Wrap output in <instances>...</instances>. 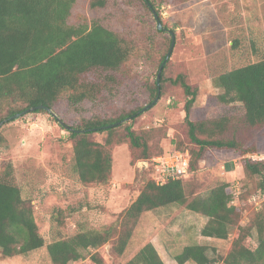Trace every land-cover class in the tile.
I'll return each instance as SVG.
<instances>
[{"label": "rangeland", "instance_id": "374dc122", "mask_svg": "<svg viewBox=\"0 0 264 264\" xmlns=\"http://www.w3.org/2000/svg\"><path fill=\"white\" fill-rule=\"evenodd\" d=\"M90 1L77 0L70 22L77 24L98 18L135 41V52L122 69L130 90L110 105L87 103L73 107L68 106L64 97L53 111L56 116L76 125L93 117L116 116L123 110H142L157 96L151 95L157 62L171 46L173 33L175 45L168 59L163 90L148 109L117 124L120 127L116 129V138L124 137L129 126L142 140L136 148L128 142L112 147V177L108 183L80 181L74 170V139L53 114L27 112L0 126L3 146L8 148L6 155H0V161L13 160L22 196L30 201L39 233L46 242L44 247L27 255L6 259L0 255V264H52L47 244L69 238L84 228L106 225H115L109 242L98 248L106 264H126L149 242L167 264H178L175 256L190 244L207 246L209 256L217 260L214 264H225L237 228L232 229L227 239L205 237L201 229L208 217L189 210L186 204L175 203L143 212L124 253L118 254L113 245L124 231L126 209L144 182L168 181L160 169L162 162L158 161L177 152L189 157L190 169L181 178L190 199L228 183L235 202L243 207L240 225L246 226L255 212L264 209V189L259 178L249 179L242 165L245 157L264 159V129H251L244 137L241 127L236 129L238 139H246L244 147L254 149L252 152L208 147L196 159L192 153L198 146L192 144L187 134L185 110L192 95L178 80L181 76L196 94L189 115L191 121L220 116L236 118L243 113L239 102L224 104L219 100L221 90L214 86L213 79L222 72L264 58V0H156L161 3L159 10L167 25L159 31L157 21L141 0H106L105 7L96 9L90 7ZM106 136L107 133H98L92 139L104 143ZM144 143L154 153L151 157H142ZM193 163L195 167L191 168ZM252 233L247 242L254 245L258 242L257 232Z\"/></svg>", "mask_w": 264, "mask_h": 264}, {"label": "trees", "instance_id": "16d2710c", "mask_svg": "<svg viewBox=\"0 0 264 264\" xmlns=\"http://www.w3.org/2000/svg\"><path fill=\"white\" fill-rule=\"evenodd\" d=\"M141 1L153 17L154 12L158 14L163 29H166L159 10L161 3L156 0ZM76 2L0 0V122L38 105L56 111L64 97L68 106L73 107L87 103L92 106L110 105L114 99L130 90L122 69L135 52V41L98 18L88 22L82 17L84 21L71 23L70 16ZM105 6L106 0L90 1L92 9ZM169 47L158 59L157 75ZM168 67L169 60L161 70L162 84L158 85L157 76L153 82V97L161 94ZM178 80L185 91L192 95L186 101L185 110L187 134L192 144L198 146L197 149L193 148L192 153L196 159L208 147L234 149L241 153L254 151L244 147L246 139H238L236 129L241 127L243 137L251 129H264V58L222 72L213 79L214 86L221 90L218 97L222 103L241 104L243 113L236 118L220 116L191 121L189 115L196 94L181 76H178ZM140 111L141 108L123 110L116 116L93 117L76 125L65 121L60 123L54 116L74 139V170L81 182L108 183L112 177V147L121 142H128L133 148L141 145V136L129 126H126L127 134L124 137H115L116 129L120 127L117 124L128 117L135 118ZM30 112L50 113L45 109H31ZM98 133H107L104 143L92 139V135ZM3 145L4 139L0 135V155L8 153L7 146ZM145 145L142 157H151L154 153H150ZM158 149L162 152V148ZM242 165L245 175L249 179L258 177L259 185L264 189V159L245 157ZM193 167L194 163L191 164ZM175 203L186 204L189 210L208 217L201 229V235L205 237L227 239L232 229L237 228L231 248L224 258L225 264H264V209L255 212L246 226L240 225L243 207L235 202L228 183H221L212 187L207 194L190 199L181 177L164 183L152 179L144 182L142 190L126 209L124 231L116 239L114 251L124 253L132 229L143 212ZM114 226L84 228L69 238L47 244L52 264H106L98 248L109 242L114 235ZM252 230L257 232L258 242L254 245L247 242V238L253 234ZM45 243L39 233L32 205L22 196L13 160H1V259L27 255L41 249ZM175 260L178 264L217 262L209 256L207 246L201 244L186 245ZM126 264L167 263L155 245L149 242Z\"/></svg>", "mask_w": 264, "mask_h": 264}, {"label": "built area", "instance_id": "2783aa9c", "mask_svg": "<svg viewBox=\"0 0 264 264\" xmlns=\"http://www.w3.org/2000/svg\"><path fill=\"white\" fill-rule=\"evenodd\" d=\"M158 162H162L160 169L162 170V172H164V175L168 180L181 177L185 175L190 169L189 157H183L180 152L169 154L163 161L161 160ZM165 177L163 178V180H165ZM253 199L256 200L257 197L253 196Z\"/></svg>", "mask_w": 264, "mask_h": 264}, {"label": "water", "instance_id": "95a60500", "mask_svg": "<svg viewBox=\"0 0 264 264\" xmlns=\"http://www.w3.org/2000/svg\"><path fill=\"white\" fill-rule=\"evenodd\" d=\"M149 6H151V5L149 4ZM154 17H155V19L157 20V28L160 29V30L163 29L162 22H161V20H160L158 14H157L156 12H154ZM174 45H175V36H174V34L172 33V42H171L170 49H169V51H168V53H167V55H166V57H165V60H164L163 63L161 64L160 71H159V73H158V75H157V83H158V85H159V83H160L161 70H162V68H163V66H164V64H165V62L170 58V55H171V53H172V50H173ZM159 97H160V95H158V96H157V97H156V98H155L150 104H148V105H146L145 107H143L141 111H144V110L148 109L150 106H152V105H153V104L159 99ZM31 109H45V110L50 111V113H52L55 117H57L56 114H55V113H54L49 107H47V106H45V105H38V106L32 107V108H30V109H26V110H24V111H22V112H20V113H16V114L12 115V116L9 117V118H6L5 120H3V121L0 122V126H1L6 120H8V119H17V118H19L20 116H22L23 114H25V113H27V112H30ZM57 118H58V117H57ZM58 119H59V122H60V123H64L60 118H58Z\"/></svg>", "mask_w": 264, "mask_h": 264}]
</instances>
